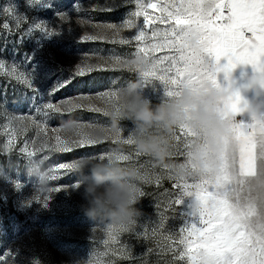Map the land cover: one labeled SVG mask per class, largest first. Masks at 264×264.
Here are the masks:
<instances>
[{
  "label": "snow or ice",
  "instance_id": "snow-or-ice-1",
  "mask_svg": "<svg viewBox=\"0 0 264 264\" xmlns=\"http://www.w3.org/2000/svg\"><path fill=\"white\" fill-rule=\"evenodd\" d=\"M123 3L134 5V9L122 23L94 24L95 34L85 35L82 39L134 47L131 57H144L147 60V66L142 71L132 65L133 59L119 54L85 56L71 69L58 65L56 69L43 70L41 62L33 61L37 54H42L45 42L61 37L63 30L39 18H33L29 23V16L20 11L16 3L2 8L4 16L10 17L16 31L21 32V41L27 38L35 43L32 53L26 54L24 65L12 63L6 66L5 61L0 60V75L24 85L31 92L28 99L35 115L7 118V127L11 128L13 138L23 135L28 127L35 128L39 147L35 151L21 148L20 152L30 159L44 149L49 154L69 153L102 142L88 137L86 132H78L77 140L61 138L63 127L52 129L54 136H49L46 131L52 118L78 108L108 117L104 108L92 103L94 99L119 110L118 88H110L96 97L81 94L54 102L55 94L77 77L97 70L126 69L139 73L145 81L159 80L165 86L166 95L173 97L185 86L195 92L205 85L219 88L217 73L223 72L229 82L227 87H223L228 95L218 105L217 113L230 123L221 139L219 152L215 154V162L211 167L206 164V170L200 175H179L175 164L160 165V171H156L157 165L151 161L147 165L139 163V158L147 154L135 149L136 132L125 138L121 130L113 132L111 127L98 122L72 123L79 129L98 127L105 132V139L132 146L127 154L112 150L92 158L111 162L112 157H116L118 163L137 170L134 181L146 185L154 184L160 188L164 180L172 184L171 190L165 189L161 193L164 199L157 200L153 205L157 220L146 218V222L140 225L136 219L128 223L109 224L105 231L106 238L103 239L106 251L101 255L110 253L112 257L124 260L134 259L131 248L121 245L119 240L122 233H132L154 245L147 252L156 250L158 254L170 255L171 259L166 260L165 264H264V119L258 120L253 116L250 123L235 121V116L248 111L249 105L239 90L232 88L234 81L231 78V73L239 65H251L254 73H264V0H156V3L153 0H123ZM26 6L32 10L53 8L51 3L44 0H26ZM158 6L160 15L153 18L148 9ZM116 7L118 5L115 3L97 5L96 10L112 11ZM75 10L80 11V6L76 5ZM55 16L62 22L70 21L66 11H56ZM25 23L28 26L21 31ZM2 28L9 35L13 34L8 22L3 23ZM67 31L71 33L72 28L69 27ZM126 31L131 34H125ZM191 35L199 38V49L185 46V38ZM165 50L166 54L156 55ZM222 58L227 63L221 66L219 62ZM65 71L68 75L57 79L50 88L45 90L40 87L53 74H63ZM115 83L112 81L113 85ZM14 121L26 122V126L18 129ZM171 138L173 151L170 157L185 156V162L190 164L188 149L196 138L193 130L187 124L180 125ZM36 143L33 141L34 145ZM11 147L10 139L4 148L10 151ZM210 156L206 152L204 159L208 161ZM47 158L48 155H44L40 160L44 162ZM75 161L50 168V181L59 179V170H64L66 174L73 173ZM133 183L138 199L148 195L137 183ZM21 187L20 182L15 183L17 190ZM78 187V183L51 187L44 191L46 195L33 196L32 199L47 207L53 193ZM189 197L194 198V203L188 206L190 210H185L183 205ZM177 219L181 221L179 227H170L168 221ZM92 231L95 233L96 229ZM88 264L92 262L88 261ZM107 264L116 262L109 259Z\"/></svg>",
  "mask_w": 264,
  "mask_h": 264
},
{
  "label": "rangeland",
  "instance_id": "rangeland-1",
  "mask_svg": "<svg viewBox=\"0 0 264 264\" xmlns=\"http://www.w3.org/2000/svg\"><path fill=\"white\" fill-rule=\"evenodd\" d=\"M51 3L52 9L32 10L27 8L26 0H0V60H4L6 66L12 63L24 65L25 56L30 55L35 47L33 39L25 38L21 41V32L16 31L14 22L10 17L6 18L2 13V8L11 3H16L19 10L26 12L29 16V23L33 18L45 20L50 26L63 30V35L54 38L52 42H45L42 54H37L33 62L39 61L43 65V70L56 69L61 66L64 69H71L85 56H108L119 54L128 56L135 51L134 47L127 45H113L104 41H86L82 37L93 35L96 29L94 24L122 23L127 18V14L134 9V5H126L123 0H44ZM117 4L118 7L112 11H98L96 6ZM156 3V0H153ZM80 6V11L75 10V6ZM56 11H66L69 13L70 21L62 22ZM149 14L155 18L160 15L159 6L155 9L149 8ZM142 19V18H141ZM89 21V23H81ZM8 22L13 30L9 35L3 28V23ZM28 23L23 25L21 31L26 29ZM164 26V25H162ZM71 27L72 32L67 29ZM125 34H131L126 31ZM38 35V34H37ZM165 51L157 52L156 55H164ZM95 62V61H92ZM220 65L227 63L226 59L220 60ZM30 68L31 65H28ZM250 65H239L233 72L232 80L237 83L238 89L244 101L249 106L261 103L264 108V99L261 98L262 90L246 87L251 74ZM7 70V67L6 69ZM57 72L49 79L45 80L40 87L50 88L57 79L67 76ZM139 81L141 88L138 91L143 98L150 102V106L157 105L171 99L166 95V89L159 80L145 81L139 73L122 70H97L84 77H77L67 87L58 91L54 96V102H59L65 98H75L78 95H91L96 97L101 92L110 88L126 86L128 81ZM218 83L222 87L228 86V81L223 72L217 73ZM115 81V85L112 84ZM233 88V86H232ZM235 89V87L233 88ZM262 89V90H261ZM30 90L22 84L16 83L11 78L0 75V264H107L112 259L116 264H165L170 260V255L158 254L156 250L147 252L149 247H154L150 242H145L143 238H137L132 233H122L119 237L121 245H127L132 250L134 259L124 260L119 257L101 255L106 251L103 239L106 238L105 231L111 222L107 220L92 221L86 217L81 210V206L86 203L83 192L84 188H69L67 191H59L52 194V199L48 201L47 207H43L32 199L33 196L42 197L46 192H40L35 186V178L29 176L25 170L26 155L20 152L21 148L27 151H35L39 147V141L34 127H28L23 135H11V128L7 127L9 116H34L33 105L28 97ZM98 107L103 108L104 102L98 99L92 101ZM241 107H243L241 105ZM236 122L250 123L249 112L243 111L235 116ZM93 123L98 122L103 126L112 127L109 117H104L102 113L92 112L86 108H78L72 112H65L57 115L49 121L46 129L49 136H54V128L63 127L66 123ZM119 127L122 135L126 138L136 132V127L129 119H121ZM61 138L64 135L60 133ZM12 140V147L9 151L4 145ZM33 141L37 143L34 145ZM101 143L77 149L69 153H48L47 149L37 153L35 158L41 159L44 155L48 158L44 160V167L47 169L58 168L60 163H71L84 156H98L112 150H119L127 154L132 146L117 144L110 139H101ZM185 156L174 155L169 157L170 164L184 163ZM152 159L148 156L139 158V163L148 164ZM123 165V163H121ZM156 171H160L157 165ZM58 180L50 181L51 187H64L77 183V176L73 173H65L59 170ZM20 182L22 187L17 190L15 183ZM148 194L138 200L136 207L140 210L137 217V224L146 222V218L151 221L157 220L154 204L157 200H163L161 193L165 189H172V184L168 180L162 182V187L146 185L139 181H133ZM194 203V198H186L183 208L190 210L189 205ZM180 220H169L170 227L178 228ZM151 228V224L148 225ZM95 228V233L92 229ZM143 231V229H139ZM94 237V238H92ZM120 245H117L119 247Z\"/></svg>",
  "mask_w": 264,
  "mask_h": 264
},
{
  "label": "clouds",
  "instance_id": "clouds-1",
  "mask_svg": "<svg viewBox=\"0 0 264 264\" xmlns=\"http://www.w3.org/2000/svg\"><path fill=\"white\" fill-rule=\"evenodd\" d=\"M185 46L199 49V38L191 35L185 38ZM138 71L147 66L144 57H136L131 61ZM235 69L233 70V72ZM231 73V78L233 77ZM264 73H255L246 87L264 89ZM139 81H128L126 86L117 89L119 110L112 105L104 104L112 122V131L120 130L121 119H129L136 127L134 139L135 149L147 154L152 161L160 166L170 164L169 157L173 151V139L180 125L187 124L195 133V140L188 149L190 164H175L179 175L195 176L206 170V164L211 167L215 162V154L219 152L222 137L227 133L229 120L217 113V108L228 92L221 87L205 85L202 90L195 92L191 87H183L179 93L170 100L150 106V102L143 98L138 89ZM251 118L264 119V108L257 104L248 106ZM16 127L21 129L25 123L14 121ZM78 132H86L88 137L101 140L105 132L98 127L79 129L69 122L63 126L62 135L68 140H77ZM210 153L209 160L204 159L205 153ZM26 173L35 178L38 191L49 189L50 171L38 158H30L25 162ZM74 173L77 183L84 188L83 196L86 203L81 206L84 215L92 221L107 220L114 224L128 223L139 217L140 210L137 192L133 181L138 175L135 168L126 167L112 157L108 159H94L84 156L74 162Z\"/></svg>",
  "mask_w": 264,
  "mask_h": 264
},
{
  "label": "crops",
  "instance_id": "crops-1",
  "mask_svg": "<svg viewBox=\"0 0 264 264\" xmlns=\"http://www.w3.org/2000/svg\"><path fill=\"white\" fill-rule=\"evenodd\" d=\"M249 68H250V70H251V74H255V73H254V70H253V68H252L251 65H250ZM232 86H233V88L235 87V90H239V89H238V85H237L236 82H234V83L232 84ZM261 90H262V89H261ZM239 92H240V91H239ZM261 98L264 99V91H263V90H262ZM258 104L261 105V103H258ZM241 105L244 106V105H243V102L241 103ZM261 106H262V105H261Z\"/></svg>",
  "mask_w": 264,
  "mask_h": 264
}]
</instances>
